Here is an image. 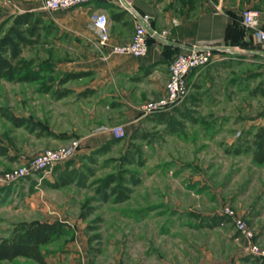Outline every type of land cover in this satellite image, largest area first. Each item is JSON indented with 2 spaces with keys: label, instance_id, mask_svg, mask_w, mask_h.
Instances as JSON below:
<instances>
[{
  "label": "rangeland",
  "instance_id": "rangeland-1",
  "mask_svg": "<svg viewBox=\"0 0 264 264\" xmlns=\"http://www.w3.org/2000/svg\"><path fill=\"white\" fill-rule=\"evenodd\" d=\"M8 17H0V23L7 18L2 29L13 20ZM48 24L46 41L19 53L33 79H0V111L30 118L54 134L38 135L37 129L14 126L0 114V145L7 149L0 155V172L70 138L91 144H80L69 166L57 163L0 190V238L22 222L59 219L68 222L67 230L43 245L46 253L68 247L83 253L86 264H264L222 214L224 206L233 209L252 231L251 241L264 247V161L254 163L250 150H226L244 148L264 123V55L222 53L198 68L188 95L177 105L188 116L177 114L180 128L165 131L152 113L144 114L139 128L147 137L133 141L139 146L134 162L122 163L129 134L108 143L102 153L96 148L106 142L90 140L120 105L108 96L94 99L74 90L57 97L67 85L89 78L84 71L85 76L62 85L87 53L66 35L55 38ZM71 167L83 171L85 179L51 185L59 171ZM123 170L137 180L128 184L127 198H103L99 180ZM45 174L52 175L50 181ZM0 264L35 263L12 259Z\"/></svg>",
  "mask_w": 264,
  "mask_h": 264
},
{
  "label": "crops",
  "instance_id": "crops-1",
  "mask_svg": "<svg viewBox=\"0 0 264 264\" xmlns=\"http://www.w3.org/2000/svg\"><path fill=\"white\" fill-rule=\"evenodd\" d=\"M125 1L139 12L148 14L150 27L166 30V36L150 38L147 52L141 56L116 54L109 50L111 45L129 42L134 28V22L118 0H89L52 11L41 9L42 0H0L1 18L37 10L36 13L44 22L53 24L55 38L66 35L72 39L73 45L86 50L87 56L80 62L78 71H87L89 78L75 87L67 85L59 90L57 97L62 98L68 91L74 90L75 95H89L94 99L108 96L114 99L115 106L120 105L119 113L97 127L98 132L94 134L97 136L90 139L94 140V143H105L113 138L111 127L116 124L123 125L126 135L139 127L144 115L139 112V105L162 95L167 80L168 61L192 44L222 45L227 50L238 48L239 53L245 55L257 52L264 55V39H259L252 29L244 27L239 18L242 8H256L259 11L261 27L264 29V0ZM94 12L106 14L108 40L104 46L98 45L90 23L91 14ZM197 71L193 70L187 76L190 83ZM85 75L76 76L71 80ZM67 81L69 78L63 79L62 85H66ZM121 118L123 119L119 123ZM80 139V144H91L87 141L83 143ZM59 144L61 143L55 144L54 147ZM44 178L50 181L52 175L45 174ZM69 249L53 248L46 253L42 246L45 264H86L83 253L67 251ZM13 259L28 258L16 256Z\"/></svg>",
  "mask_w": 264,
  "mask_h": 264
},
{
  "label": "trees",
  "instance_id": "trees-1",
  "mask_svg": "<svg viewBox=\"0 0 264 264\" xmlns=\"http://www.w3.org/2000/svg\"><path fill=\"white\" fill-rule=\"evenodd\" d=\"M8 18H13V20L6 28L2 29V25L7 18L0 23V79L31 81L33 79V74L25 70L29 62L22 59L19 53L23 47L45 42V35L50 31V26L47 22L42 20V17L38 13L32 10L20 12ZM41 32H43L42 36L40 35ZM83 74L85 73L82 71L71 72L63 79L74 78ZM184 112L185 111L180 110V108L175 105L170 109L154 112L150 115L154 121L164 125L165 131L173 132L178 130L182 124L181 120L176 118L177 114L188 117ZM0 114L14 126L21 125L29 131L37 129L38 135L54 134L51 129L43 127L30 118L21 115L17 116L6 110H1ZM251 135V139L244 148L239 145L226 150L235 154L240 153L243 149L250 150L252 161L254 163H261L264 161V123L255 127ZM146 137L147 133L139 127H136V129L129 133V141L127 142V149L123 153L122 163L134 162V156L139 154V146L134 144L133 141L145 139ZM118 139L119 138L114 137L108 139L105 144L96 148L97 152H104L108 143L115 142ZM6 150V147L0 145V155H5ZM71 161V159L65 160L67 166L70 165L69 162ZM85 168L89 170L88 167ZM124 172H128V170L110 173L108 176L99 180L100 185L98 191H100L99 193H101L103 198L107 199L109 196H113L116 201H123L127 198L130 191L128 184H136L137 180L133 178L132 174L124 176ZM85 177L86 174L83 171H78L71 167L59 171L51 185L54 187L65 186V184L73 181H82ZM32 181L35 182V179H32ZM4 188H6V186H1L0 190ZM67 227L68 222L59 219H52V221L37 220L18 224L11 230L12 232L8 237L0 238V262L3 260L9 261L16 256H20L31 259L39 264H45L46 261L41 247L65 234Z\"/></svg>",
  "mask_w": 264,
  "mask_h": 264
},
{
  "label": "built area",
  "instance_id": "built-area-1",
  "mask_svg": "<svg viewBox=\"0 0 264 264\" xmlns=\"http://www.w3.org/2000/svg\"><path fill=\"white\" fill-rule=\"evenodd\" d=\"M89 0H42L41 8L44 10H56L59 8L72 7L75 4L88 2ZM117 1V0H116ZM121 7L130 16L134 22L132 38L127 43L111 45L109 50L116 54H130L132 56L144 55L147 51L148 43L151 37L162 38L166 36V30H155L150 27L148 14L139 12L135 7L130 6L125 0H118ZM239 18L244 27L252 29L259 39H264V29L261 27L259 11L253 7H244L240 10ZM107 18L104 12H94L91 14L90 23L95 32L97 43L104 46L108 40ZM239 49L227 50L222 45H196L192 44L184 51L178 52L168 61L167 80L164 84V90L160 97L142 102L139 105L143 114H150L172 106L178 105L188 95L189 81L187 76L212 60L215 55L222 53H235ZM113 137L119 138L124 135L123 125L111 127ZM80 145L79 139L70 138L62 145L41 149L35 154L23 158L19 164L0 172V187L8 183L17 182L21 179L32 177L39 172H48L50 168L65 160L75 156ZM37 181L40 176L35 178ZM222 214L228 216L234 224L236 230L247 238L250 242L248 250L255 256L264 259V247H260L251 241L252 231L243 218L235 214L229 206L222 208Z\"/></svg>",
  "mask_w": 264,
  "mask_h": 264
}]
</instances>
